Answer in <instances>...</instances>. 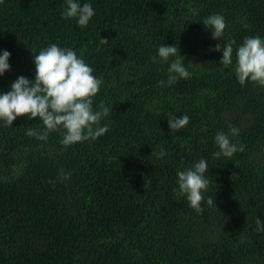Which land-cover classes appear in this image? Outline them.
I'll return each mask as SVG.
<instances>
[{
    "label": "trees",
    "instance_id": "1",
    "mask_svg": "<svg viewBox=\"0 0 264 264\" xmlns=\"http://www.w3.org/2000/svg\"><path fill=\"white\" fill-rule=\"evenodd\" d=\"M78 2L95 11L86 28L62 18L66 0L0 4V55L11 53L0 94L20 76L34 80L33 55L55 43L103 79L93 109L113 108L105 135L67 148L59 132L26 135L44 130L39 118L0 122V264H264L255 230L264 221V87L242 86L234 72L245 37L264 38V0ZM211 14L225 18L222 40L203 24ZM229 40L233 64L224 67L214 48ZM162 44L180 49L190 78L167 85L175 58H159ZM170 113L189 124L171 133ZM230 124L245 150L216 159L215 136ZM202 158L210 185L200 214L173 190L177 172Z\"/></svg>",
    "mask_w": 264,
    "mask_h": 264
},
{
    "label": "clouds",
    "instance_id": "2",
    "mask_svg": "<svg viewBox=\"0 0 264 264\" xmlns=\"http://www.w3.org/2000/svg\"><path fill=\"white\" fill-rule=\"evenodd\" d=\"M4 0H0L3 4ZM193 14L197 10L192 9ZM95 11L90 3L81 5L78 0H66V7L61 13L64 19H76L78 25L86 28L89 21L94 17ZM206 28L211 29L213 39L222 40L227 27L225 18L220 14H211L203 20ZM107 44V39H101ZM234 40L226 44H217L215 51H222L220 63L224 67L233 64ZM11 53L7 50L0 55V76L10 69L8 63ZM159 58L168 62L175 58L167 69V85L177 82L178 78L188 79L191 73L184 66V57L180 55V49L176 45L167 46L162 44L158 49ZM155 63L157 57L153 56ZM35 65V79L29 80L24 76L18 77L11 85V90L0 94V122L4 126L11 127L18 117L28 119L39 118L44 126L43 131L29 127L26 135L46 141L49 133L59 132L60 143L67 148L76 143L96 140L109 131V126H101L103 118L110 111L103 103L98 110L93 109L94 97L100 91L103 84L102 78L93 74V69L78 56L71 48H61L57 44H50L33 55ZM191 64V63H190ZM234 72L238 82L243 86L246 82H252L264 87V38L259 35L245 37L243 43L235 51ZM165 86V81L158 82ZM168 124L171 133L183 129L189 124L190 118L181 115L179 118L173 114L168 115ZM240 129L229 125V132L219 131L215 136V143L219 149L213 153V157L221 156L231 158L236 152H243L245 145L233 143L229 136H238ZM166 152L161 149L159 158H163ZM208 163L206 159H200L192 167L177 172L178 191L177 196H185L191 208L197 213H203L205 203L204 193L208 191L210 181L206 177ZM235 175V174H233ZM71 173L61 170L58 179L63 182L70 179ZM55 185V181H50ZM208 205L215 204L212 197H208ZM256 231L264 233V221L258 217L255 220Z\"/></svg>",
    "mask_w": 264,
    "mask_h": 264
}]
</instances>
